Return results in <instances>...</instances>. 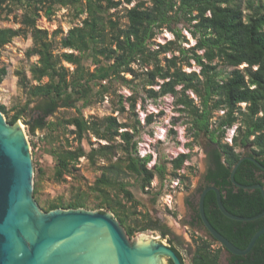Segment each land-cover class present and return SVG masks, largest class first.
<instances>
[{"label": "trees", "instance_id": "obj_1", "mask_svg": "<svg viewBox=\"0 0 264 264\" xmlns=\"http://www.w3.org/2000/svg\"><path fill=\"white\" fill-rule=\"evenodd\" d=\"M123 4H133L125 8V25L121 24V17L111 13ZM60 8L69 9L73 19L85 15L81 25L70 28L65 35L60 28L50 35L37 27L41 13L50 19ZM17 10L22 11L20 27H0V48L16 37H30L32 46L25 55L37 60L30 64L28 75L15 72L17 85L26 95L25 103L11 109L0 104V112L8 117L10 125L22 120L31 136L36 131H46V136L64 134L68 127H74L69 133L78 142L75 149L49 150L55 161L53 179L57 182L65 181L66 176L75 177L80 158L91 166L98 161L104 163L101 175L87 185L86 192L66 204H50L47 209L39 197L43 170L37 168L33 198L40 208L45 212L103 209L116 217L130 238L147 231H156L162 237L167 234L161 221L149 211H137L141 202L126 179L134 178L141 192L152 195L155 202L158 193L151 187L154 178L163 182L166 176H176L190 156L182 153L171 159L170 172L160 162L149 168L152 155L141 157L135 140L139 120L133 125L121 123L113 116L98 122L84 118L82 108L103 101L105 94L120 84L132 91L126 101L133 112L139 95L137 88L145 94L143 101H156L165 95L176 98V105L183 107L180 111L189 112L192 125L188 131H193L194 137L206 136L205 179L220 191L223 207L240 217H254L264 211L259 190H242L230 181L232 167L244 155L264 166V0H0V13L7 15ZM184 29L195 40L193 46H183L189 44ZM163 30L170 32L173 39L156 43ZM59 34L61 38L56 40ZM57 47L68 51H58ZM191 60L197 71L184 70V66L191 67ZM220 67L230 70L224 72ZM127 75L131 78L127 79ZM6 76L7 69L0 65V85ZM138 77L141 81L133 87ZM189 93L198 98L199 107L194 106ZM241 104H245L244 110ZM221 109L226 110L225 117L213 127L212 113ZM62 110H74L76 115L57 117L56 113ZM119 111L127 112L123 105ZM144 121L151 124L153 115H146ZM236 124L232 144L222 142L226 129ZM122 129L130 131L120 132ZM91 136L106 144L94 146L89 142ZM83 141H88V150ZM237 149L250 151L240 153ZM234 179L242 185L264 187V173L248 160L238 166ZM202 190L199 188V196ZM193 208L194 227H203L198 203ZM204 213L212 227L240 249H245L253 234L264 228V216L248 222L226 218L218 210L212 191L204 198ZM194 242L190 264H222L219 258L224 248L215 240L198 236ZM213 244L219 248L213 249ZM228 264H264V234L247 255L229 254Z\"/></svg>", "mask_w": 264, "mask_h": 264}, {"label": "rangeland", "instance_id": "obj_2", "mask_svg": "<svg viewBox=\"0 0 264 264\" xmlns=\"http://www.w3.org/2000/svg\"><path fill=\"white\" fill-rule=\"evenodd\" d=\"M135 3L136 2L133 4ZM133 4H123L116 11L111 10V13L115 12L116 15L121 17V24L125 25L126 19L123 18L126 12L125 8H129ZM21 13V10L7 15L0 13V27H20L18 21L20 20ZM84 17L85 15H82L80 18L73 19V13L69 9L60 8L56 10L55 14L50 19L45 18L43 13H41L36 24L38 28L47 30L50 35L59 28L65 35L70 28L81 25V21ZM183 34L189 40V44H183V46L186 48L193 46L195 40L185 29L183 30ZM60 38L61 34L55 37L56 40ZM171 39H173V35L167 30H163L157 35L155 42L163 44ZM31 46L32 41L30 37H16L12 39L10 43L0 48V65L7 69V76L0 85V104L4 105L7 109H11L13 106H22L25 103L26 95L17 85L18 78L15 76V72L24 71L28 75L30 64L37 60V57H32L30 59L26 58L25 52ZM55 46L57 45L55 44ZM57 50L68 51L61 50L58 47ZM63 65L72 70L70 65L66 63H63ZM242 67L243 66H240V68ZM220 68L224 72L230 70L225 67ZM184 70L197 71L198 67L191 60V67L184 66ZM126 78L130 79L131 76L127 75ZM140 81L141 77H138L132 86H136ZM155 89H157V87H155ZM137 90L139 95L137 96L136 109L134 112L129 110V102L126 101V98L132 95L131 89L121 86L120 84H115L113 88H111V91L105 94L103 101L87 108H82V113L84 118L88 121L98 122L106 116H113L121 123L135 125L136 120H139V132L136 134L135 140L138 142L140 156L149 153L152 155V160L148 164L149 168L155 162H160L162 165H165L170 172L171 167L168 162L171 159L182 153L190 156V158L185 161L183 167L177 171L176 176H166L163 182L156 177L154 178L151 187L158 193L155 202H152V195H146L141 192L134 178L127 177L126 179L132 185L131 190L135 194L136 199L141 202V205L137 207V211L142 214L149 211L153 216L158 218L161 224L172 235L171 241H174V245L183 255L185 263L190 264L189 251L195 249L196 244L194 240L199 235L194 231L188 232L185 229L186 218L189 213L187 203L190 200L197 203L199 188L202 186L201 178L208 164V142L205 135L194 137L193 131H188L192 125L189 112L180 111L183 107L181 105H176V98L171 95H165L158 98L156 101L150 99L143 101V98H145L144 92L140 88H137ZM120 96H123V99H121ZM189 97L193 100L194 106H200V102L194 94L189 93ZM121 105L126 108L127 112L124 114H121L119 111ZM32 106L33 104H30V107ZM240 106L242 110L245 109V104H241ZM191 110L193 111L194 109L191 108ZM11 114L12 112L10 115ZM149 114L153 115V121L151 124L147 125L144 119L146 115ZM225 114L226 110L222 109L212 113L213 118L211 121L213 122V127H217L218 122L225 117ZM75 115L76 112L74 110H62L56 113V116L59 118H68ZM4 118L7 121L8 117L4 116ZM49 120L51 119L49 118ZM19 122L23 124L22 120H19ZM237 126L238 124L232 128L226 129L222 142L228 143L229 145L232 144V138L235 135ZM22 128L24 129L30 147L33 184L34 171H36L37 168L43 170L39 195L43 208L47 209V207L53 203L66 204L72 198H75L76 195L86 192L87 185H92L95 179L101 175V166L104 165L103 161H98L95 166H91L86 159L80 158L79 164L77 165L78 171L74 172L75 177L66 176L65 181H55L53 179L55 161L49 153V150L52 147L75 149L78 146V142L76 141L75 135L69 133V131L74 130V127H68L67 131H64V134H50L48 136H46V131H36L35 136H31L27 133L24 124ZM125 130L130 131V129H122L120 132ZM89 142L93 143L96 147L99 144H106L105 141L97 140L93 136L90 137ZM82 145L85 149H89L88 141H83ZM237 151L246 153L249 152L250 149H246L245 151L237 149ZM89 200H92V196H90ZM38 208L43 213H47L39 206ZM137 218L140 217L138 216ZM198 234L206 236L204 231H199ZM142 238L149 239L148 241H144L143 245L148 244L150 240L156 243L169 244V241L156 231L137 233L132 240L136 242L142 240ZM175 239L177 240L175 241ZM212 248L217 249L219 246L213 244ZM221 254L224 256L226 252L223 250ZM158 262L160 264H167L166 258L164 257H160Z\"/></svg>", "mask_w": 264, "mask_h": 264}, {"label": "water", "instance_id": "obj_3", "mask_svg": "<svg viewBox=\"0 0 264 264\" xmlns=\"http://www.w3.org/2000/svg\"><path fill=\"white\" fill-rule=\"evenodd\" d=\"M17 123L8 124L0 112V264H91L98 253L89 250L90 241L103 228L110 237L105 250L113 258L112 264H140L144 260L160 264V257L170 259L173 264H183L175 251L163 243L150 240L147 245L137 244L109 211L83 208L40 211L33 199L29 142ZM244 160L264 170L256 159L243 156L232 167L230 181L242 190H259L264 200L262 185H242L235 181V172ZM209 191L214 192L218 210L228 219L253 221L263 217L264 211L254 217L235 216L223 207L221 193L214 186L204 188L198 197V216L211 239L232 255H247L264 234V228L253 234L245 249L236 247L206 219L204 198Z\"/></svg>", "mask_w": 264, "mask_h": 264}, {"label": "flooded vegetation", "instance_id": "obj_4", "mask_svg": "<svg viewBox=\"0 0 264 264\" xmlns=\"http://www.w3.org/2000/svg\"><path fill=\"white\" fill-rule=\"evenodd\" d=\"M246 153H249V152H246ZM244 156H246V155H244ZM207 160H208V154H207ZM206 170H207V167H206ZM206 170H205V172L203 173V175H202V178H201V182H202V186L201 187H203V189L204 188H206V187H208V186H213V185H208V183H207V181H206V179H205V173H206ZM262 173H264V170H262ZM200 187V188H201ZM203 191V190H202ZM199 197V196H198ZM197 202H198V200H197ZM188 208H189V213H188V217L186 218V230L188 231V232H190V231H194L197 235H199V236H203V235H200V234H198V232L199 231H204L205 232V234H206V236H203V237H206V238H208V237H210L208 234H207V232L205 231V229L203 228V227H198L197 225H196V227H194L195 225H193V222H195V213H194V206L196 205V203L193 201V200H190V201H188ZM161 235V234H160ZM162 236V235H161ZM163 238H165V239H167V241H171V238H172V235L167 231V234L165 235V237H163ZM211 238V237H210ZM197 239V238H196ZM177 239H175V241H176ZM173 243H169L167 246L168 247H170L171 249H173L174 251H175V253L180 257V259L182 260V263L183 264H186L185 263V259H184V257H183V255L180 253V251L178 250V248L174 245V241H172ZM166 245V244H165ZM195 250V249H194ZM194 250H190L189 252V256H190V259H189V261L191 262V258H192V255H193V252H194ZM224 251L226 252V254L223 256V254H221L220 255V258H219V261H220V263H222V264H228L229 263V254L230 253H228L225 249H224ZM166 263L167 264H173L172 263V261L170 260V259H168V258H166Z\"/></svg>", "mask_w": 264, "mask_h": 264}, {"label": "bare ground", "instance_id": "obj_5", "mask_svg": "<svg viewBox=\"0 0 264 264\" xmlns=\"http://www.w3.org/2000/svg\"><path fill=\"white\" fill-rule=\"evenodd\" d=\"M17 125L22 128V124L19 122ZM149 239L142 238V240L136 241L139 245L143 246L144 241H148ZM110 242L109 234L106 230V228H103L100 230V233L95 235L91 241H90V251L97 252V256H95L93 259H91V264H112L113 258L110 259V254L105 250V245H107ZM59 245V244H58ZM56 245V246H58ZM147 245V244H145ZM95 254V253H94ZM113 256V254H111ZM140 264H152L149 260H144Z\"/></svg>", "mask_w": 264, "mask_h": 264}, {"label": "built area", "instance_id": "obj_6", "mask_svg": "<svg viewBox=\"0 0 264 264\" xmlns=\"http://www.w3.org/2000/svg\"><path fill=\"white\" fill-rule=\"evenodd\" d=\"M145 155V154H144ZM144 155H142L141 157H143Z\"/></svg>", "mask_w": 264, "mask_h": 264}]
</instances>
